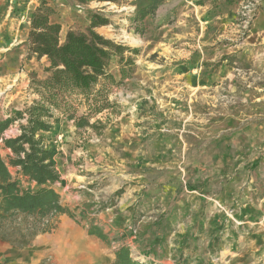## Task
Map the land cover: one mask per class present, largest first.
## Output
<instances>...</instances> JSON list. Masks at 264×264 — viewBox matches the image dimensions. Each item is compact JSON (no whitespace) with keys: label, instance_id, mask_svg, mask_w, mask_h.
<instances>
[{"label":"rangeland","instance_id":"374dc122","mask_svg":"<svg viewBox=\"0 0 264 264\" xmlns=\"http://www.w3.org/2000/svg\"><path fill=\"white\" fill-rule=\"evenodd\" d=\"M44 1L60 43L96 15L106 22L96 34L137 54L125 53L133 73L108 86L114 106L90 118L93 128L50 121L45 145L60 175L50 187L74 217L48 219L39 235L52 232V251L36 264H111L122 246L139 264H264V0H161L141 23L132 18L148 0ZM22 2L0 4L19 23L0 39V120L38 101L33 82L48 76L46 57L28 56L35 1ZM118 69L114 59L116 82ZM18 124L2 136H17ZM0 155L8 163L1 139ZM10 171L21 189H39ZM22 220L0 228L20 253L34 240ZM63 221L74 229L59 233Z\"/></svg>","mask_w":264,"mask_h":264},{"label":"trees","instance_id":"16d2710c","mask_svg":"<svg viewBox=\"0 0 264 264\" xmlns=\"http://www.w3.org/2000/svg\"><path fill=\"white\" fill-rule=\"evenodd\" d=\"M160 2L148 0L134 13L133 23H141L154 14ZM52 13V8L43 0L30 15L28 56L46 57L48 62L44 69L48 76L33 82L38 101L23 110H12L8 117L0 120V139L3 147L11 153L8 163L0 155V228L8 220L23 219L22 223L31 220L32 223L25 227L26 232L32 230L31 237L49 231L46 222L51 217H74L61 203L60 195L50 187L60 179L53 152L45 145V133L53 129L50 121L63 117V120L73 121L76 129L93 128L90 118L114 106L107 98L108 86L121 84L133 73L134 60L125 53L137 54L136 50L96 34L92 28L106 24L96 15L92 16L87 33L69 31L60 43V25L50 21ZM114 59H117L119 68L118 82L109 72ZM81 106L85 110L78 115ZM15 122L19 123L20 133L13 138H4L3 133ZM10 168L15 169L17 177L35 182L39 189H21ZM40 225L45 228L40 229ZM87 233L106 240L98 228L90 227ZM111 264L139 263L131 257L130 249L122 246L115 251Z\"/></svg>","mask_w":264,"mask_h":264},{"label":"crops","instance_id":"0c3cea01","mask_svg":"<svg viewBox=\"0 0 264 264\" xmlns=\"http://www.w3.org/2000/svg\"><path fill=\"white\" fill-rule=\"evenodd\" d=\"M26 2H31V0H25ZM35 1V4L30 7L27 16H30L31 13L35 10V8L38 5L39 0H33ZM52 1V0H47ZM7 3H11V5H17L20 6L22 0H0V4L4 5ZM52 5V2H50ZM3 15V14H2ZM0 15V39L7 38L8 35L14 34L16 29H18V21H9L3 18V16ZM52 18V16H51ZM50 18V21L52 22V19ZM11 30V31H10ZM3 45V44H2ZM4 51V50H3ZM7 69H4L3 66H0V79H3L6 77ZM4 75V76H2ZM62 225L60 226V231L63 232V230L67 229L66 227H69V229H74L73 225L69 222L63 221L61 222ZM73 227V228H72ZM61 235V234H59ZM24 251L22 253L18 252L17 249H14L12 246H10L7 243L0 242V264H36V259L40 255H43V252L52 251V232L47 235H36L34 237V240L32 241V246L27 245L23 247ZM28 249V250H27ZM26 250V251H25ZM82 258V257H81ZM57 264H75L74 261H71L70 259H62L58 258L55 260Z\"/></svg>","mask_w":264,"mask_h":264},{"label":"bare ground","instance_id":"6f19581e","mask_svg":"<svg viewBox=\"0 0 264 264\" xmlns=\"http://www.w3.org/2000/svg\"><path fill=\"white\" fill-rule=\"evenodd\" d=\"M130 42H131L132 44H138V43H139V41H136L135 39H130Z\"/></svg>","mask_w":264,"mask_h":264}]
</instances>
